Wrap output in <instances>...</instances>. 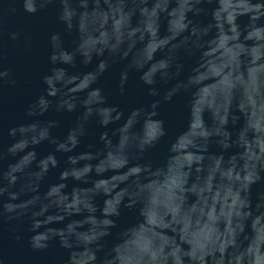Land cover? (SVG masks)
I'll list each match as a JSON object with an SVG mask.
<instances>
[{
    "label": "clouds",
    "instance_id": "9594fccd",
    "mask_svg": "<svg viewBox=\"0 0 264 264\" xmlns=\"http://www.w3.org/2000/svg\"><path fill=\"white\" fill-rule=\"evenodd\" d=\"M49 6L63 30L47 36L26 122L0 145V224L25 222L34 252L55 242L59 264H264V0H22L28 14ZM32 41L23 33L26 52ZM117 65L115 91L135 77L149 102H109ZM17 84L0 62V87ZM178 96L172 133L160 108ZM50 110L75 114L62 136Z\"/></svg>",
    "mask_w": 264,
    "mask_h": 264
},
{
    "label": "water",
    "instance_id": "95a60500",
    "mask_svg": "<svg viewBox=\"0 0 264 264\" xmlns=\"http://www.w3.org/2000/svg\"><path fill=\"white\" fill-rule=\"evenodd\" d=\"M16 7V13L9 11L10 7ZM57 9L49 6L41 12L33 15L26 13L22 8V0H0V18L3 23L0 24V50L3 52L0 62L5 67H11L15 71V77L18 80L16 87L4 85L0 87V145H7L10 140L7 136V128L13 123L26 122L24 108L28 102L35 98L41 91V75L48 70V52L50 50L47 36L51 31H62L63 26L56 20ZM203 19V18H201ZM11 31H20L22 33L20 42L13 41L8 37ZM31 32L33 35V47L30 52L25 51L26 45L23 43V33ZM66 46H71V37H65ZM120 66H114L105 74L104 82L106 91L112 89L109 97L110 103H119L122 107L128 108L136 106L139 103H147L152 98L147 96L146 89L132 77L128 85V93L121 97L115 91V81L118 79ZM31 81V83H28ZM139 98V99H137ZM183 97L174 98L170 104H162L160 108L161 115L166 119L170 132L175 133L180 130L185 123ZM75 114H56L51 111L46 118L61 119V128L54 130V135H63ZM94 123L90 125V132L95 130ZM98 134V133H97ZM95 137L85 138V143L93 142ZM51 150V146L44 143L39 146L38 151L46 154ZM215 148L213 147V149ZM165 152V146L151 154L152 159H160ZM11 159V158H9ZM7 160L4 162L5 166ZM56 174L51 173L46 178V183L55 182ZM264 188V184L254 186ZM43 191V186L42 189ZM132 220V214L127 213L122 216L121 223H128ZM12 225L16 226L17 232L23 236L21 241L12 239ZM26 223L12 221L8 224H0V255L6 259V264H59L60 260L66 258L64 250L58 245L45 252H34L27 244Z\"/></svg>",
    "mask_w": 264,
    "mask_h": 264
}]
</instances>
